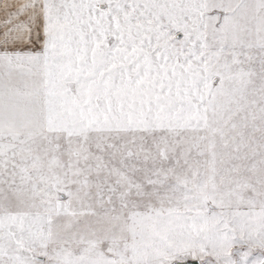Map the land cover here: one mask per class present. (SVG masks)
Returning a JSON list of instances; mask_svg holds the SVG:
<instances>
[{
  "label": "snow or ice",
  "instance_id": "6c2138e0",
  "mask_svg": "<svg viewBox=\"0 0 264 264\" xmlns=\"http://www.w3.org/2000/svg\"><path fill=\"white\" fill-rule=\"evenodd\" d=\"M0 264H264V0H0Z\"/></svg>",
  "mask_w": 264,
  "mask_h": 264
}]
</instances>
